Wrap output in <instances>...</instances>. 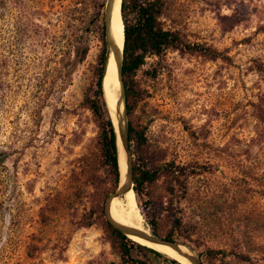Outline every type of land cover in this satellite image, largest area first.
I'll return each mask as SVG.
<instances>
[{
    "label": "rangeland",
    "instance_id": "1",
    "mask_svg": "<svg viewBox=\"0 0 264 264\" xmlns=\"http://www.w3.org/2000/svg\"><path fill=\"white\" fill-rule=\"evenodd\" d=\"M90 13L89 0H0V264H120L99 227L61 207L38 217L47 196L71 197L95 152L84 99L104 37ZM171 19L225 57L167 52L135 75L130 150L156 174L134 196L143 227L153 217L162 236L179 220L204 264H264V0H173ZM82 188L75 217L90 206Z\"/></svg>",
    "mask_w": 264,
    "mask_h": 264
},
{
    "label": "trees",
    "instance_id": "2",
    "mask_svg": "<svg viewBox=\"0 0 264 264\" xmlns=\"http://www.w3.org/2000/svg\"><path fill=\"white\" fill-rule=\"evenodd\" d=\"M89 3L91 5L89 21L100 25L99 30L102 37L104 0H89ZM172 5L173 0L120 1V20L123 29L120 81H122L121 87L124 88L122 89L124 95L123 106L127 118L131 116L136 103L135 75L146 65L148 59H159L167 52H175L178 55H198L210 60L225 57L208 46L188 42L182 31L174 26V21L170 20ZM101 44L99 68L96 72L94 87L84 99V107L90 112L97 126L95 152L89 157L80 159L77 170L72 171L71 179L77 183L74 185L70 198L61 200L56 195L45 198L43 207L39 208V222H47L48 216L44 214L46 211L52 212L57 207H61L67 211L66 215L70 213L71 224L73 223L76 228L99 227L109 248L118 257L120 264H150L147 258L144 261L133 260V251H139L142 254H147L152 259H159L168 264H178L152 248L130 241L131 239H127L123 234L112 228L106 220L103 210L104 200L117 189L120 170L114 122L103 90L105 76V73L102 76L104 65L103 39ZM126 129V147L129 156H131V190L139 201L145 195V188L155 179L156 174L146 170L142 161H138L137 157L134 158V154L130 150V143L136 133L129 120L126 122ZM83 184L85 186L89 185L93 190L89 195L90 206L87 211L75 217L73 204L75 201H81L86 195L82 188ZM148 221L152 236L165 241L186 244V238L179 220H174L172 230L162 236L155 231V218L151 217ZM190 249L194 252L191 247ZM195 254L201 264H204L206 254L196 252Z\"/></svg>",
    "mask_w": 264,
    "mask_h": 264
},
{
    "label": "bare ground",
    "instance_id": "3",
    "mask_svg": "<svg viewBox=\"0 0 264 264\" xmlns=\"http://www.w3.org/2000/svg\"><path fill=\"white\" fill-rule=\"evenodd\" d=\"M120 1L121 0H114L111 14L109 16V28L111 30V37L117 48L118 53H120L121 49H123L122 48V44H123L122 43V40H123L122 30L123 29H122V24L120 20ZM103 83H104L103 90H104L105 97L108 102L109 108L111 110V115H112L113 122L115 125L114 113L120 112L122 107H121L120 100L118 99L119 82H118L116 66H115V63L113 62L111 55H109L108 57V63L106 66V72H105ZM108 90H109V94H108ZM123 155L124 154L122 153L120 146L118 144V162H119V170H120V181H122L124 171H125ZM122 199L124 201L123 207H121L119 199L115 197L111 198V200L109 201L108 213H109L110 218L122 226L133 228L135 230L147 233L146 229L143 227V221L137 209L133 192L132 191L126 192L125 194L122 195ZM129 239L139 243L140 245L152 248L158 251L159 253H161L162 255H165L171 258L172 260L177 261L179 264H189L184 259L179 257L171 248L167 246L151 244L145 240H142L140 238L133 237V236L129 237Z\"/></svg>",
    "mask_w": 264,
    "mask_h": 264
},
{
    "label": "water",
    "instance_id": "4",
    "mask_svg": "<svg viewBox=\"0 0 264 264\" xmlns=\"http://www.w3.org/2000/svg\"><path fill=\"white\" fill-rule=\"evenodd\" d=\"M113 4H114V0H106L104 4V8H103L102 22H103V37H104V65H103V70H102V76L106 70V66L108 63V57L109 55H111L113 62L115 63V66H116V71H117V76H118V82H119V88H120L119 100L122 102V106H123L124 96H123V91H122L121 81H120L121 51L120 53L117 52V48L113 42V39L111 37V30L109 28V16L111 14ZM107 114H108V111H107ZM114 116H115V125L113 126H114V131L117 137V146L119 144V146L121 147L124 153L125 171H124L122 181H120V175H119V185L117 189L115 190L114 193L110 194L105 201L104 213H105L106 220L108 221V223L110 224L112 228H114L115 230L123 234L127 239L133 236V237H137L142 240H145L151 244L167 246L171 248L179 257L184 259L189 264H201L199 258L192 251H190L187 247L177 244L172 241H165V240L156 238L148 233H144L142 231H138L133 228L122 226L110 218L109 213H108V208H109V201L111 200V198L123 195L128 191H132L131 190L130 158H129V152L126 147L127 129H126V115L124 112V106H123L122 112H115ZM175 262L178 263L177 261Z\"/></svg>",
    "mask_w": 264,
    "mask_h": 264
}]
</instances>
